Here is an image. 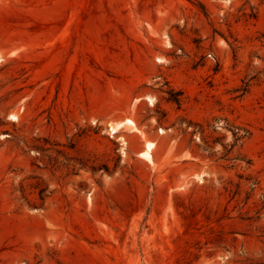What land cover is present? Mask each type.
Listing matches in <instances>:
<instances>
[{"label": "rangeland", "instance_id": "374dc122", "mask_svg": "<svg viewBox=\"0 0 264 264\" xmlns=\"http://www.w3.org/2000/svg\"><path fill=\"white\" fill-rule=\"evenodd\" d=\"M0 264H264V0H0Z\"/></svg>", "mask_w": 264, "mask_h": 264}, {"label": "bare ground", "instance_id": "6f19581e", "mask_svg": "<svg viewBox=\"0 0 264 264\" xmlns=\"http://www.w3.org/2000/svg\"><path fill=\"white\" fill-rule=\"evenodd\" d=\"M148 100H150V101H152V99L151 98H148ZM123 124H127V125H129L130 127H132V129H136L135 127V123L131 120V119H125V120H123V121H120V122H116L114 125H110L108 128H109V132L110 133H116L117 131H118V129L120 128V127H122L123 126ZM153 146H154V143L153 142H151V141H147L146 143H145V147H144V149L143 150H141L140 152H139V155L141 156V157H143L144 159H146L147 161H152V156H151V149L153 148ZM198 177H201V174H198L197 175Z\"/></svg>", "mask_w": 264, "mask_h": 264}]
</instances>
